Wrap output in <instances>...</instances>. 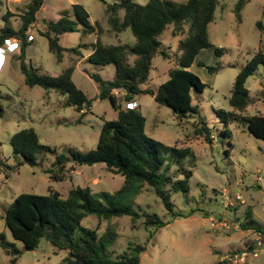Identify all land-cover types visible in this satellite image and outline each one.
<instances>
[{
	"label": "rangeland",
	"instance_id": "1",
	"mask_svg": "<svg viewBox=\"0 0 264 264\" xmlns=\"http://www.w3.org/2000/svg\"><path fill=\"white\" fill-rule=\"evenodd\" d=\"M0 29L4 27L3 16L9 10L14 14L10 18L11 27L18 29L22 24L21 15L31 0H0ZM117 0H46L30 27L27 36L31 43L27 48L25 62L40 73L52 76L62 74L75 66L73 80L87 98L92 107L85 109L83 123H77L81 113L73 107H66V96L55 91H46L39 86L28 87L21 72L18 59L21 42L4 41L0 46L4 59L0 63V102L4 107L0 116V234L14 242L23 251L15 263L0 247V264H65L68 252L55 249L47 240L42 239L37 249L27 251L20 241L13 239L5 223L8 207L21 193L48 195L49 189L58 191L67 197L70 190L77 186L91 187L94 193L118 190L124 182L121 175L109 170L105 164L76 166L68 163V174L62 181L51 180L44 171L50 168L56 155H69V149L89 152L96 148L104 120L117 118L109 100L99 98V85L92 74H99L104 80L112 81L116 77L113 65L98 66L88 62L92 45L98 33L83 38L80 33H67L60 36V45L75 49L64 53L62 62L50 52L45 31L46 21H57L62 16H74V5H82L90 15V22H98L103 32L105 44H128L132 46L135 38L130 30L115 34L110 30L106 6ZM184 3L187 0H173ZM239 0H219L214 21L209 25L208 33L212 48L202 50L196 63L190 68L207 84L205 91L194 92V104L200 108V115L209 123L216 138L208 141L204 136L194 133V119L181 120L171 109L158 104L151 95L136 97L134 108L139 106L146 118V134L166 146L190 147L195 156V165L186 158L175 162L167 155L168 174L174 175L178 169L191 171L188 200L182 193H172L170 200L177 212L189 213V217L173 218L150 186L145 185L135 198V209L139 213L157 214L167 226L155 230L146 228L144 219L134 225L129 216L113 218L109 221L90 216L83 226L96 229L103 235L110 227L115 231V240L109 243V251L114 257L121 254L130 243L147 246L141 255V264H264V234L253 229H245L242 223L246 214L264 228V141L245 132L243 125L233 124L227 136H220L224 125L217 119L215 110H232L228 100L236 76L248 61L260 49L264 52V33L257 28L262 21L264 0H249L241 11V20L235 15ZM105 2V3H104ZM145 5L149 0H135ZM122 11L120 15L122 16ZM170 26L161 36L162 55L153 60V69L149 81L143 89L157 92L159 86L169 79V72L177 66L181 56L178 49L179 38L172 36ZM29 38V39H30ZM216 48L222 49L216 54ZM1 56V55H0ZM201 62L205 67L198 66ZM207 68H218L209 71ZM252 101L243 114L245 116L264 115V74L259 68L246 83ZM123 108H130L123 99V93L115 92ZM137 103L139 105H137ZM132 104V103H131ZM33 128L40 142L56 149L57 154L41 158V164L31 166L27 163L18 167L20 158H15L11 146L13 135L23 129ZM40 157V156H39ZM74 169V170H73ZM185 173H179L180 179ZM199 210V211H198ZM154 231V236L150 233ZM261 241L262 247L255 246ZM251 246L257 247L258 256L248 255L244 262L236 261Z\"/></svg>",
	"mask_w": 264,
	"mask_h": 264
},
{
	"label": "trees",
	"instance_id": "2",
	"mask_svg": "<svg viewBox=\"0 0 264 264\" xmlns=\"http://www.w3.org/2000/svg\"><path fill=\"white\" fill-rule=\"evenodd\" d=\"M46 0H31L21 15L22 24L15 29L9 24L14 16L9 10L3 16L4 27L0 29V46L6 40L21 42V51L18 59L20 69L28 87L39 86L46 91H55L66 96V107H73L81 113L77 123H83L85 109L92 107L91 100L79 89L74 80L75 66L69 67L62 74L52 76L40 73L32 64L25 62L27 48L31 38L27 36L30 27L35 23L37 15ZM249 0H239L234 9L238 21L241 20V11ZM105 3V2H104ZM1 5V1H0ZM219 0H187L179 3L173 0H149L140 5L135 0H117L106 6L108 24L115 34L130 30L135 43L105 44L101 34L103 29L96 22H90V15L82 5H74V16H62L57 21L45 23V31L41 34L47 38L49 50L57 62L63 60L64 53L74 51L60 45V36L67 33H80L83 38L98 33L97 40L92 45V52L87 57L88 62L98 66L113 65L116 77L112 81L104 80L99 74L91 77L99 85L101 100H109L117 111L116 119L104 120L96 148L89 152L69 149V155H56L50 168L44 172L51 180L62 181L68 174L66 166L72 163L76 166H93L105 164L109 170L124 178L123 185L113 193H94L91 187L77 186L72 188L65 198L58 191L49 189L48 195L21 193L8 207L5 223L12 237L20 241L27 251H33L40 245L42 239L47 240L55 249L68 252L64 259L65 264H141V255L147 251V246L140 243H130L118 256L114 257L109 251V243L115 240V231L108 227L107 231L99 236L96 229L83 226V221L90 216L109 221L113 218L129 216L135 225L138 220L144 219L146 228L154 231L167 226L157 214L139 213L135 209V198L142 192L145 185L150 186L155 195L160 198L173 218L192 216L195 210L189 213L177 212L170 200L172 193H182L188 200L190 190L189 181L191 171L178 169L176 174H168L166 167L167 155L169 159L180 163L189 158L190 164L195 165V156L190 147L179 148L166 146L146 134V118L139 106L123 108L120 98L115 92L123 93L126 104L135 103L136 97L144 94L151 95L154 100L172 110L173 114L184 119H194V133L204 136L208 141L216 138L209 123L200 115V108L194 104V92L202 94L207 84L198 75L190 71L196 63L197 56L204 49L212 48L208 28L215 19ZM124 12L121 16L120 13ZM264 17V9L262 12ZM172 26V36L179 38L178 49L181 56L177 66L170 70L169 79L158 88L143 89L150 79L153 69V60L162 55H168L160 48L163 33ZM257 28L264 33V23L259 21ZM220 54V48L213 49ZM198 66L205 67L201 62ZM259 68L264 74V52L260 49L236 76L228 103L232 110L216 109L217 119L224 125L219 133L228 135L229 127L240 124L256 139L264 141V115H243L249 107L252 98L246 83L253 77ZM217 71L218 68H207ZM0 99L2 97L0 96ZM137 105H139L137 103ZM4 107L0 102V116ZM211 138V139H210ZM11 146L15 158H20L18 167L22 164L37 166L41 158L50 154H57L56 149L40 142L39 135L33 128L16 132L11 138ZM40 156V157H39ZM74 170V169H73ZM185 173L180 179L179 173ZM199 211V210H198ZM246 221L242 223L245 229H253L264 234V228L246 214ZM154 231L150 237L154 236ZM0 247L8 256L13 257L15 263L23 251L14 242L7 240L0 234Z\"/></svg>",
	"mask_w": 264,
	"mask_h": 264
},
{
	"label": "built area",
	"instance_id": "3",
	"mask_svg": "<svg viewBox=\"0 0 264 264\" xmlns=\"http://www.w3.org/2000/svg\"><path fill=\"white\" fill-rule=\"evenodd\" d=\"M0 23H1V20H0ZM7 41H9V40H7ZM10 42V41H9ZM11 43V42H10ZM2 49H4V48H0V63L3 61V59H4V52L5 51H3ZM0 71H1V64H0ZM131 107L130 108H134V103H130L129 104ZM255 246H258V247H262L263 245L261 244V241H256V243H255ZM256 248L257 247H254V246H251L250 248H249V250H250V252H246V253H244L242 256H240V258L238 259V260H236V261H240V262H244L245 263V261H246V259H247V256L248 255H253V257H257L258 256V251L256 250Z\"/></svg>",
	"mask_w": 264,
	"mask_h": 264
},
{
	"label": "crops",
	"instance_id": "4",
	"mask_svg": "<svg viewBox=\"0 0 264 264\" xmlns=\"http://www.w3.org/2000/svg\"><path fill=\"white\" fill-rule=\"evenodd\" d=\"M10 10V9H9ZM1 20V19H0Z\"/></svg>",
	"mask_w": 264,
	"mask_h": 264
}]
</instances>
